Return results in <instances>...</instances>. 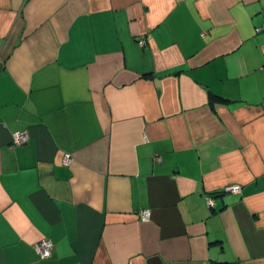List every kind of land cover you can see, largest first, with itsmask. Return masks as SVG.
<instances>
[{"label":"crops","instance_id":"crops-1","mask_svg":"<svg viewBox=\"0 0 264 264\" xmlns=\"http://www.w3.org/2000/svg\"><path fill=\"white\" fill-rule=\"evenodd\" d=\"M213 262L264 264V0H0V264Z\"/></svg>","mask_w":264,"mask_h":264},{"label":"built area","instance_id":"built-area-1","mask_svg":"<svg viewBox=\"0 0 264 264\" xmlns=\"http://www.w3.org/2000/svg\"><path fill=\"white\" fill-rule=\"evenodd\" d=\"M139 43L143 45L144 40L140 39ZM28 138H29V135L25 130H16L12 134V140H11L10 146L13 147L17 145H22L27 142ZM70 161H71V155L69 153L63 154L62 163L65 165H68ZM225 189L228 191H232V192H239L241 187L238 184H232V185L226 186ZM207 200L210 203L212 202L210 198H208ZM139 217L141 220L147 221L150 217V210L141 209L139 211ZM34 248L38 256L41 259H45V258H49L52 255L54 245H53V242L49 238H42L34 244Z\"/></svg>","mask_w":264,"mask_h":264},{"label":"trees","instance_id":"trees-1","mask_svg":"<svg viewBox=\"0 0 264 264\" xmlns=\"http://www.w3.org/2000/svg\"><path fill=\"white\" fill-rule=\"evenodd\" d=\"M219 100H223L222 97L218 96V95H215V94H210V102L211 103H214L215 101H219ZM211 264H225V263H222V262H213ZM231 264H236V263H231Z\"/></svg>","mask_w":264,"mask_h":264}]
</instances>
